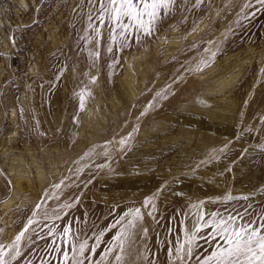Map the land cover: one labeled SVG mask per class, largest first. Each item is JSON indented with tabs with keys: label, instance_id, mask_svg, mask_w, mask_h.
I'll return each instance as SVG.
<instances>
[{
	"label": "rangeland",
	"instance_id": "374dc122",
	"mask_svg": "<svg viewBox=\"0 0 264 264\" xmlns=\"http://www.w3.org/2000/svg\"><path fill=\"white\" fill-rule=\"evenodd\" d=\"M102 2L0 0V264H70L131 203V263L215 264L224 222L264 232V0Z\"/></svg>",
	"mask_w": 264,
	"mask_h": 264
},
{
	"label": "snow or ice",
	"instance_id": "6c2138e0",
	"mask_svg": "<svg viewBox=\"0 0 264 264\" xmlns=\"http://www.w3.org/2000/svg\"><path fill=\"white\" fill-rule=\"evenodd\" d=\"M169 0H103L102 8L109 15L116 28L127 31L133 27L146 29L154 22ZM218 231L225 239L226 247L213 253L209 261L215 264H264V232L261 229H233L229 231L224 222ZM19 239V237H17Z\"/></svg>",
	"mask_w": 264,
	"mask_h": 264
},
{
	"label": "bare ground",
	"instance_id": "6f19581e",
	"mask_svg": "<svg viewBox=\"0 0 264 264\" xmlns=\"http://www.w3.org/2000/svg\"><path fill=\"white\" fill-rule=\"evenodd\" d=\"M130 41V40H129ZM151 42V39L147 38V37H140V39L136 38V39H132V42H129L130 45L134 46V47H137L139 45H145L147 44L148 42ZM149 44V43H148ZM151 49V48H150ZM190 52H188V49L186 51L185 54H187ZM185 54H183V56H185ZM178 60V59H177ZM172 63V62H171ZM169 64V63H168ZM172 81V80H171ZM193 94V93H192ZM178 172V171H177ZM155 187V186H154ZM152 188V187H151ZM148 189V188H147ZM153 189V188H152ZM89 192V191H88ZM145 193V192H144ZM148 193V192H147ZM146 193V194H147ZM141 195V194H140ZM155 195V194H154ZM128 196V195H127ZM134 196V195H133ZM137 196V195H136ZM126 197V195H125ZM124 197V198H125ZM130 196H128L129 198ZM139 197V196H138ZM141 197V196H140ZM138 198V199H142L141 198ZM150 198V196H148ZM188 197V196H187ZM122 198V197H121ZM120 198V199H121ZM135 198V197H134ZM134 198H131V199H134ZM146 198V197H145ZM148 198V200H149ZM137 199V197H136ZM147 200V202H148ZM151 200V198H150ZM149 200V202H150ZM127 201V200H126ZM143 201V200H142ZM125 202V201H124ZM130 202V201H129ZM136 202V200H135ZM139 202V201H138ZM145 202V200H144ZM152 202V201H151ZM132 205V203H131ZM131 205H130V208L129 210L127 209L126 212H124V216L122 217V219H120L119 221V225L117 223L118 226H114L115 228L111 231L110 230V233L106 235V237L104 238V240H100L97 238V234L99 233L101 227H99L98 229H95V234H94V237H93V240L92 242L90 243V241H86L82 244L81 246V250L77 253H75V256L73 257V259L71 260L70 264H133L130 262V260L132 261V255L134 256V251H136V253H138V250H141V246H138L136 247L135 244H131V238L130 236L133 234L134 230H132V223L131 220H132V217H134L135 219L136 218H139V220L143 217V213H140V211H137L135 208L134 209H131ZM135 205V204H134ZM150 205V204H149ZM153 206V205H152ZM141 208V207H139ZM60 209V208H59ZM117 210V209H116ZM121 210V209H120ZM139 210V209H138ZM55 212V211H54ZM54 212L52 213L51 211V215L50 217L54 215ZM79 213V212H78ZM122 213V211H121ZM137 213V214H136ZM61 214V213H60ZM77 214V212H76ZM58 215V214H57ZM149 215V214H148ZM171 215V214H170ZM174 215V214H173ZM181 215V214H180ZM55 216V215H54ZM80 216V215H79ZM117 216V215H116ZM145 216V215H144ZM56 217V216H55ZM72 215H70V219H71ZM148 217V216H147ZM169 217V215H168ZM69 218V217H68ZM66 218V220L68 219ZM121 218V217H120ZM144 218V217H143ZM173 218V217H172ZM115 219V218H114ZM147 219V218H146ZM117 220H118V217H117ZM143 220V219H141ZM174 220V219H173ZM190 220V219H189ZM138 221V220H137ZM146 221V220H145ZM180 221V220H179ZM65 222H68V221H65ZM134 222V220H133ZM136 222V221H135ZM140 222V221H139ZM212 222H214L213 220L211 219H208L207 221V224H211ZM115 223V221H114ZM138 222H136L137 224ZM143 223V222H142ZM147 223V222H145ZM149 223V222H148ZM215 223V222H214ZM243 223V222H242ZM135 224V223H134ZM207 224H206V228H207ZM144 225V224H143ZM147 225V224H146ZM145 225V226H146ZM149 225V224H148ZM163 225V224H162ZM167 225V224H166ZM189 225V224H188ZM187 225V226H188ZM157 226V225H156ZM159 226V225H158ZM161 226V225H160ZM168 226V225H167ZM184 226V225H183ZM186 226V227H187ZM60 227V226H59ZM111 227V226H110ZM113 227V226H112ZM140 227V226H139ZM144 227V226H143ZM210 227V226H208ZM233 227V226H232ZM240 227V226H239ZM238 227V228H239ZM150 228V227H149ZM156 228V227H155ZM160 228V227H158ZM215 228V227H214ZM213 228V230H214ZM134 229V228H133ZM142 229V228H141ZM144 229V228H143ZM157 229V228H156ZM161 229V228H160ZM172 229V228H171ZM153 230V229H152ZM151 230V231H152ZM209 230H212V229H204L203 231V234L202 235H205L207 233H210L208 232ZM146 231V230H145ZM149 231V230H148ZM155 231V230H154ZM153 231V232H154ZM102 232V231H101ZM137 232V231H136ZM139 232H142V231H139ZM201 232V231H200ZM147 233V232H146ZM164 233H165V230H164ZM169 233V232H168ZM175 233V231H174ZM148 234V233H147ZM163 234V233H162ZM170 234V233H169ZM187 234V233H186ZM201 234V233H200ZM212 235H218L219 232H217V230L211 232ZM210 234V235H211ZM99 235V234H98ZM103 235V234H101ZM105 235V234H104ZM136 235V234H134ZM133 235V236H134ZM142 235V233L140 234ZM176 236V235H174ZM209 236V235H208ZM136 237V236H135ZM138 237V236H137ZM144 237V235H143ZM180 237V236H179ZM215 237V236H214ZM219 237V236H218ZM217 237V238H218ZM133 238V237H132ZM148 238V237H147ZM167 238V237H166ZM171 238V237H170ZM212 238V237H211ZM142 239V238H141ZM151 239V238H149ZM169 239V238H168ZM178 239V238H177ZM188 239V238H187ZM210 239V238H209ZM213 239V238H212ZM215 239V238H214ZM223 239V237H222ZM134 240V239H133ZM136 240V239H135ZM199 240V239H198ZM218 240V239H216ZM140 241V239H139ZM148 241V240H146ZM151 242V240H149ZM178 241V240H176ZM213 241V240H211ZM143 242V240H142ZM202 242V241H201ZM154 243V241H153ZM177 242H171V245H172V248L173 249L176 245ZM190 243V242H189ZM137 244H140V243H137ZM144 244V243H143ZM163 244V243H162ZM210 244V243H209ZM213 244V243H212ZM220 244V243H219ZM149 245V244H148ZM197 245V244H196ZM208 245V244H207ZM218 245V244H217ZM151 246V245H150ZM150 246L147 247V249L149 250V254H150ZM214 246V245H213ZM223 246V245H222ZM221 246V247H222ZM156 247V246H155ZM191 247V246H190ZM146 249V248H145ZM171 249L169 251H171ZM184 249V248H183ZM186 249V247H185ZM214 249V248H213ZM220 249V248H219ZM222 250V249H221ZM191 251V250H190ZM208 251V250H207ZM140 252V251H139ZM146 252V251H145ZM171 252H174V251H171ZM177 253V252H176ZM216 253V252H215ZM142 254V253H141ZM144 254V253H143ZM143 254H142V257H143ZM148 254V255H149ZM169 253H167V250H163V253L161 254V259H159L161 262H165L168 260V257H170L168 255ZM175 254V253H173ZM185 254V253H184ZM138 255V254H137ZM182 255H183V252H182ZM26 256V255H24ZM140 256V255H139ZM146 256V255H145ZM165 256V257H164ZM178 256V255H177ZM180 256V255H179ZM164 257V258H163ZM176 257V255H175ZM141 258V257H140ZM146 257H144L145 259ZM149 258V257H148ZM147 258V260H148ZM153 258V257H152ZM154 259V258H153ZM176 259V258H174ZM127 260V261H126ZM146 260V261H147ZM137 262V261H135ZM134 262V263H135ZM142 264V263H141ZM172 264H175V263H172Z\"/></svg>",
	"mask_w": 264,
	"mask_h": 264
}]
</instances>
